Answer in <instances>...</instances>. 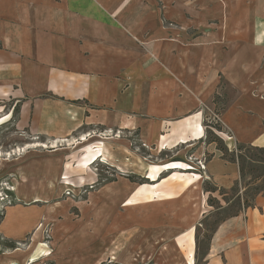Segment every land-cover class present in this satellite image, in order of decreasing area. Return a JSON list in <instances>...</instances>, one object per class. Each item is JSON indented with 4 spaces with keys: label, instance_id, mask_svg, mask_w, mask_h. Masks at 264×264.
<instances>
[{
    "label": "crops",
    "instance_id": "crops-1",
    "mask_svg": "<svg viewBox=\"0 0 264 264\" xmlns=\"http://www.w3.org/2000/svg\"><path fill=\"white\" fill-rule=\"evenodd\" d=\"M223 81L234 93L215 115L225 147L264 148V0H0V109L15 105V128L55 147L15 160L17 193L38 202L66 189L62 177L97 183L88 166L99 159L116 172L89 220L65 209V223H49L62 241L54 264H264V193L197 259L203 183L240 181L204 124ZM10 208L0 264L20 263L15 240L47 224V212Z\"/></svg>",
    "mask_w": 264,
    "mask_h": 264
},
{
    "label": "rangeland",
    "instance_id": "rangeland-1",
    "mask_svg": "<svg viewBox=\"0 0 264 264\" xmlns=\"http://www.w3.org/2000/svg\"><path fill=\"white\" fill-rule=\"evenodd\" d=\"M204 3V2H203ZM155 4V2L153 3ZM198 2L194 3L193 7L199 8L201 5ZM206 4V3H204ZM156 5V4H155ZM157 6V5H156ZM219 93L220 95H215L213 98V105L211 104V110L206 109L204 124L210 133L207 134L209 138L211 136V132L215 133H224L221 128L219 122L217 121V117L215 115L218 112L228 105V103L233 99L234 93L229 84L224 81L221 82ZM16 106L12 103H7L2 106L0 109V220L8 213L11 215V208L13 205L16 206L20 210H26L29 207H33L34 210L37 209L39 212H47L45 215V223H39L35 226L34 230L28 234L27 236H23L21 239L15 240L17 248L19 251H15L12 253L13 256H17V254H23L21 262L18 264H54L52 262L51 254L55 253L57 250V245L59 246L62 241L61 239H53L52 232L55 226H51L49 223H53L59 220L60 223L64 222L65 219V209L69 211L70 218L77 220V222H84L89 220L93 215V201L95 198L99 197V193L96 192L97 188L101 184L110 183L115 178V169H112L107 164V161H103V159H99L96 162H93L88 167L93 170L96 174L97 183L93 184H85L76 187L74 184H70L65 181V177H62L61 184L62 186H66L61 193H55L50 196V200L47 199L43 194L45 199H38L37 202H32L25 199L24 196H21L20 193H17V185H15V177L13 176V168L14 162L17 160L22 154L29 151V148H33L34 146H38L35 148L36 150L43 149L46 152L54 150L50 146H41L38 141H35L33 136L27 134V132H23L21 130H17L14 125L16 112ZM216 117V118H215ZM212 130V131H210ZM221 131V132H220ZM214 133V134H215ZM213 134V133H212ZM102 137H106L108 133L102 132ZM120 135V133H119ZM134 137V135H133ZM220 137H218L219 139ZM217 139V140H218ZM230 139V138H229ZM135 138H133V141ZM220 141H217L219 144L225 145V142L220 138ZM50 147V148H49ZM61 148L60 146H56V148ZM236 148V146H235ZM140 150V149H139ZM143 153V151H140ZM244 154H247V151H243ZM193 162H195L193 160ZM199 162V161H198ZM198 162L195 164L198 166ZM190 165V164H189ZM251 165L248 161L245 163V175L246 178L241 180L229 189L223 190L221 189L216 191L214 194H209V197L217 198L216 196H221V203L219 201H215L213 206H209L210 212L200 223V227L197 229L196 237L198 244L197 259L198 262H202V256L207 247V239L211 234V231L216 228V224L221 220L235 214L239 213V208L241 209V205L243 204L244 198H247L248 201L253 199V194L256 190L264 187V177L255 179L261 173H264V165L258 164L253 165L254 168H250ZM195 168L190 169L192 171H197L195 165L191 164ZM255 170V171H253ZM201 171V170H200ZM198 173V172H196ZM136 182L142 183L143 179L141 177H133ZM205 182H209L205 180ZM210 183V182H209ZM204 184V183H203ZM211 184V183H210ZM11 193V195H9ZM29 194L28 192H24ZM264 192L260 193L263 194ZM59 195V196H58ZM259 195V194H258ZM245 196V197H244ZM23 197V198H22ZM30 197V196H29ZM256 197V196H255ZM239 198V199H238ZM217 200V199H216ZM207 201V200H206ZM67 204L70 205L66 208ZM208 204V203H207ZM75 205V206H74ZM72 206V207H71ZM243 208L242 210H244ZM241 212V211H240ZM53 214V217H50ZM13 216V215H11ZM41 218V216H40ZM65 223V222H64ZM59 224V223H58ZM61 229H64L63 227ZM35 234L39 235V241L35 239L32 240ZM59 234V233H57ZM58 236V235H57ZM55 237V236H54ZM5 239L0 233V240ZM210 240V239H209ZM57 243V245L55 244ZM56 245V246H55ZM40 246V247H39ZM39 248V249H38ZM37 250V251H36ZM58 251V250H57ZM35 252V253H34ZM7 253V252H6ZM34 253V254H32ZM16 254V255H15ZM25 257V259L23 258ZM14 264V263H13ZM101 264H116L111 261H104ZM138 264H153L148 261H141Z\"/></svg>",
    "mask_w": 264,
    "mask_h": 264
},
{
    "label": "trees",
    "instance_id": "trees-1",
    "mask_svg": "<svg viewBox=\"0 0 264 264\" xmlns=\"http://www.w3.org/2000/svg\"><path fill=\"white\" fill-rule=\"evenodd\" d=\"M210 131H212V130H210ZM208 133H210V132L207 131V134ZM214 133H215V131L211 132V136L213 137V139L209 138L207 136V140H209L210 142H215L217 144V148L221 151L223 159L230 161V162L237 163L238 168H239V172H240V179L241 180L246 178V175H245V163H246V161H248L251 164V165H249L250 168H254L255 166H253V165H258L259 163L264 165V148L237 145L234 150L229 152L228 149L225 147V145L222 144V142H220V144L217 142V141H220L219 140L221 138L219 135L220 133H215V134ZM218 137H220V138L218 139ZM243 151H247V154H244ZM253 171H255V170H253ZM261 177H264V173L259 174L258 176L255 177V179H258ZM129 179L135 181V179L133 177H129ZM203 191L205 193H208V194H214L216 191H218V189L214 185L210 184L209 182H204ZM221 192H223V189H221ZM262 192H264V187L256 190V192H254V194L252 196L253 199L255 198V196H257L258 194H260ZM9 195H11V193H9ZM253 199H252V201H253ZM215 201L217 202V200L215 198H212V197H209L207 199V203L210 207L214 205ZM252 201L250 204V201H248L247 198H244L243 204L241 205V209L239 208V212L243 208L246 209V208L250 207L252 205ZM235 214H237V213H235ZM235 214H233V215H235ZM233 215H231V216H233ZM223 220H221V221H223ZM219 223L216 224V227ZM214 230L215 229H213V231ZM213 231H211V234L208 236L207 242L209 241ZM196 233H197V231H196ZM9 245H10L9 246L10 248H12V249L15 248L14 243H10Z\"/></svg>",
    "mask_w": 264,
    "mask_h": 264
},
{
    "label": "built area",
    "instance_id": "built-area-1",
    "mask_svg": "<svg viewBox=\"0 0 264 264\" xmlns=\"http://www.w3.org/2000/svg\"><path fill=\"white\" fill-rule=\"evenodd\" d=\"M188 167H190L191 169L195 168L194 166H188ZM196 169L203 171L204 170V164L203 163H199L198 166L196 167Z\"/></svg>",
    "mask_w": 264,
    "mask_h": 264
}]
</instances>
